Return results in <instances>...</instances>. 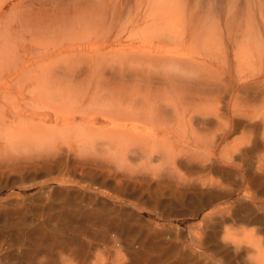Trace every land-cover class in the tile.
<instances>
[{"label":"rangeland","instance_id":"rangeland-1","mask_svg":"<svg viewBox=\"0 0 264 264\" xmlns=\"http://www.w3.org/2000/svg\"><path fill=\"white\" fill-rule=\"evenodd\" d=\"M88 1L0 0V53H13L0 64V264H264V128L258 127L264 122V0H156L148 8V0H90L95 7H109L92 15L104 17L103 34L127 26L125 46L110 44L99 54L103 63L88 62L89 73L86 52L34 64L42 75L50 71L46 79H58L45 84L53 95L45 90L49 105L40 106L33 100L39 90L31 85L40 72L11 76L6 67L18 65L12 47L27 41L28 50L57 53L67 39L56 32L58 24L84 40L93 32L79 23L90 17L85 12L73 16ZM136 16L141 22L152 20L150 26L140 22L129 29ZM174 26L179 27L174 34L183 30L182 35L177 31L153 52L203 60L204 66L184 75L179 85L158 84L157 78L174 76V71L151 75L155 80L148 84L123 81L109 69L127 61L125 55L147 51L140 40L148 33ZM132 33L137 37L126 40ZM114 55L120 61L113 63ZM72 75L79 80L68 81ZM102 75L111 85L101 92V102L94 97L99 104L90 106L87 79ZM243 80L246 88L239 87ZM204 82L215 86L202 90ZM59 93L70 100L57 104ZM87 94V103L79 107ZM115 101L123 103V112L148 101L146 110L156 115L148 118L153 140L144 138L147 143L133 131L121 138L108 130L103 115L117 116ZM57 112L67 114L56 120ZM234 112L254 115L260 123L223 139L220 133ZM165 115L180 118L181 124L158 121ZM207 117L211 120L205 125ZM65 118L72 125L64 129ZM129 118L118 113L114 119L134 125ZM90 122L91 136L84 133ZM42 129L45 136H36Z\"/></svg>","mask_w":264,"mask_h":264},{"label":"bare ground","instance_id":"bare-ground-1","mask_svg":"<svg viewBox=\"0 0 264 264\" xmlns=\"http://www.w3.org/2000/svg\"><path fill=\"white\" fill-rule=\"evenodd\" d=\"M75 1H77V0H75ZM163 1V0H162ZM92 2V1H91ZM96 2V1H95ZM98 2H101L102 3V0H98L96 3H98ZM159 2H161V0L159 1ZM168 2H171V1H168ZM184 2V1H183ZM87 3V2H86ZM93 3V2H92ZM104 3V2H103ZM149 3H152V6H150V7H153L154 5H156L157 4V1L156 0H148V3H147V8H148V4ZM99 4V3H98ZM169 4V3H168ZM172 4V3H171ZM96 6H97V4H96ZM101 6L104 8V11L105 12H107V11H109L108 9H109V7L107 6V5H102L101 4ZM100 6V7H101ZM105 6H107V9H106V7ZM158 6V5H157ZM78 7H79V5H77L76 6V4H74V8L73 9H78ZM100 7L98 6V7H95V6H93L91 3H90V0L88 1V3L86 4V7L83 9V11L82 12H78L77 10H76V12H77V14H75L73 17L74 18H76L78 15H80V14H83L84 12H85V14H88L89 15V19H87V20H85L84 22H80L79 23V26L81 27V28H83L85 31H91V32H93L92 33V35H87L86 36V38H84V40L82 39V38H80V36H78L79 38L77 39V38H74L75 36H74V32L72 31V32H67L66 31V25L64 24V26H62V25H56V27H57V31L56 32H59L61 35H62V39H63V36H64V39H65V37H67V39H66V43L64 44V45H62L60 48H59V50H58V52L57 53H53V52H50V51H46V50H41V49H37V48H30L29 50H28V48H26V46L28 45L26 42H23V43H16V44H14V46L12 47V48H15L14 50V52L16 53V56L14 57V61H15V63H18V65H16V66H7L6 68H8V67H11L10 69H9V71H10V73H11V76L12 75H19V74H24V73H31L32 71H36V72H38V70H40V69H38L36 66H34V64L36 65V63H39V62H41V61H44V60H46V59H48V58H50V57H52V58H54V56H57L58 58V61H63V60H66L67 58H69L70 56H73L74 54H77L78 52H86V54H87V58H85L86 59V64H87V67L88 66H90L89 65V63H91V64H93V65H96V64H100V63H103L104 62V58L103 57H101L99 54H101L106 48H108L109 46H110V44H118L119 45V47L120 46H125V45H122V43H123V35H124V33L125 32H127V26H126V28H119L117 31H115V33L114 34H109V33H107L106 32V34H103V31H104V29H103V31H102V26H104V25H102L103 24V22H102V20H103V16L102 15H100V14H98V16L97 17H93L92 15L95 13V15L97 14V13H99L101 10H102V7H101V9H100ZM178 8V7H177ZM106 9V10H105ZM155 9V8H154ZM167 9V8H166ZM182 9V8H181ZM164 10H165V8H164ZM174 11H175V8L173 9ZM180 10V9H179ZM75 12V13H76ZM102 12H103V10H102ZM102 12H100V13H102ZM154 12H157V11H154ZM182 12V11H181ZM161 12L159 11V14H160ZM167 13V12H166ZM171 13H173V12H171ZM157 15H158V12H157ZM176 15H178V14H176ZM176 15H174V16H176ZM165 16V15H164ZM169 16H170V13H169ZM168 16V17H169ZM171 16H172V14H171ZM173 16V17H174ZM181 16V15H180ZM172 17V18H173ZM139 17H137L136 16V18H133L131 21H130V23H128L130 26H129V29L131 28H137V27H139V24H140V22L142 21V20H140L139 21V19H138ZM142 18H143V16H142ZM159 18V17H158ZM165 18H167V17H165ZM164 18V21L166 20ZM143 19H146V17H144ZM148 19V18H147ZM178 19H180L181 20V17L180 18H178ZM63 20V19H62ZM79 21V20H78ZM151 21L152 20H150V19H148V21L146 20V21H143V22H141V24L142 23H145V24H142V25H145V27H146V22H147V25L148 26H150V23H151ZM167 21V23L165 22H163L164 24H170L171 22L170 21H168V20H166ZM158 22V21H157ZM105 23V22H104ZM156 23V22H155ZM56 24V23H55ZM60 24H62V23H60ZM127 23H126V25H128ZM178 24H179V22H178ZM161 25H162V23H161ZM170 25H172V24H170ZM173 25H175V22L173 23ZM156 26H157V24H156ZM155 26V27H156ZM176 26H177V24H176ZM80 27H78V29L80 28ZM125 27V26H124ZM155 27H154V29L152 28V30H156L155 29ZM161 28V27H160ZM172 28V29H171ZM170 29H165L166 31H163L162 29L161 30H158V31H153V32H150V33H146L147 34V36H145L144 38H142V39H144V40H140V43L142 44V42H144L143 44H145V45H143V46H147L146 47V49H147V51H142V52H134V53H132V54H130V55H125V57H126V59H127V61H122L121 63H119V64H115L113 67H109V69L110 70H114V69H116L117 71H118V75H120V79H122L123 78V81H127L128 80V78H135L134 80H135V82L136 83H142L143 81L144 82H147L148 84H149V82H153L155 79L153 78V76H154V74L156 75L157 73V75H159L160 73L159 72H168L169 73V71H170V73H171V71H174V76H171V74L169 75V76H171V77H167V76H165V77H167V78H157L156 76V78L157 79H159V81H160V83H158V84H160V85H165V84H171V85H174L173 84V82H178V85L180 84V83H182L183 82V79L185 78V76L184 75H186V77H187V74L188 73H191V72H194V70H200L201 69V67L203 66L202 65V62H203V60H202V62L200 61V60H197V59H190V60H188V59H184V58H182L181 59V57H183V56H181L180 57V59L179 58H175V57H172V56H169V54H167L166 56H162V55H159V54H155L153 51V49H155V48H162L164 45H166V44H169V42H170V40H172L173 39V37H176V36H174V35H176V33H177V31H176V33L174 34V32L175 31H173V28L175 29V28H179V27H171ZM211 28V27H210ZM209 28V29H210ZM214 28V27H213ZM87 29V30H86ZM151 29V28H150ZM208 29V30H209ZM216 29V28H215ZM74 30V29H73ZM151 30V31H152ZM169 30L170 31H172V32H169ZM77 31V30H76ZM141 31V30H140ZM159 31H161V32H159ZM185 31V30H184ZM206 31V30H205ZM110 32V31H109ZM129 32V31H128ZM202 32V31H201ZM208 32V31H207ZM131 33V32H130ZM178 33H180L181 35H182V33H183V30H180V31H178ZM47 34V33H46ZM107 34H109V35H107ZM193 34V33H192ZM192 34H191V36H192ZM212 34H213V32H212ZM45 35V34H44ZM78 35V34H77ZM137 35H138V33H132L130 36H128L127 38H126V40H130L131 38H135V37H137ZM140 35V34H139ZM142 35V34H141ZM140 35V36H141ZM144 35V34H143ZM142 35V36H143ZM217 35V34H216ZM215 35V36H216ZM74 36V37H73ZM45 37V36H44ZM33 38V37H32ZM40 38H41V36H40ZM47 38H48V36H47ZM203 38V37H202ZM205 38H207L208 39V37H205ZM44 39V38H43ZM55 39V38H54ZM76 39V40H75ZM138 39H140L139 37H138ZM34 40H38V39H34ZM178 40V39H177ZM209 40V39H208ZM44 41V40H43ZM95 41V42H94ZM133 41V40H132ZM137 41V40H136ZM135 41V42H136ZM142 41V42H141ZM190 41V40H189ZM32 42V41H31ZM30 43V42H29ZM38 43V42H37ZM127 43V42H126ZM125 43V44H126ZM138 43V42H137ZM34 44V43H33ZM32 43H31V45H33ZM182 44V43H181ZM206 44V43H205ZM35 45H36V43H35ZM38 45V44H37ZM50 45H52V44H50ZM190 45V44H189ZM42 46H45V45H42ZM113 46V45H112ZM115 47V46H114ZM206 47V46H205ZM128 48V47H127ZM10 49H11V47H10ZM9 48H8V50H10ZM122 48H118V50H116L117 52H123L122 54H124V49H122ZM142 49H144V48H142ZM192 49V48H191ZM196 49V48H195ZM194 49V50H195ZM243 49V48H242ZM197 50V49H196ZM248 50V49H247ZM27 51H28V54L27 55H25V53H27ZM191 51V50H190ZM71 52H73V54L71 53ZM192 52V51H191ZM194 52V54H195V51H193ZM198 52V51H197ZM65 53H71L70 55H68L67 57H62V55L63 54H65ZM131 53V52H130ZM169 53H170V51H169ZM199 53V52H198ZM7 53H0V64L2 63V60H3V58L4 57H7L8 58V61H10V59H11V56H12V49H11V51H10V55L8 54V55H6ZM79 54V53H78ZM81 54V53H80ZM190 54H192V53H190ZM197 54V53H196ZM243 54V53H242ZM172 55V54H171ZM175 55V54H174ZM91 56V57H90ZM76 57V56H75ZM75 57H72V58H75ZM85 57V56H84ZM179 57V56H178ZM185 57V56H184ZM71 58V59H72ZM118 58H120L119 56H117V55H114V57L112 58V60H113V63H116V62H118V61H120V60H118ZM81 59H82V57H81ZM121 59V58H120ZM72 60H74V59H72ZM68 61V60H67ZM66 61V62H67ZM69 61H70V59H69ZM68 61V62H69ZM76 61H77V59H76ZM72 62V61H71ZM89 62V63H88ZM57 63V62H56ZM64 63V62H63ZM84 63V62H83ZM128 65V67H127V65ZM247 63V62H246ZM47 64V63H46ZM71 64V63H70ZM69 64V65H70ZM73 64V63H72ZM75 64V63H74ZM86 64H84V65H86ZM205 64V63H204ZM42 65V64H41ZM40 65V66H41ZM137 65V66H136ZM47 66H50V65H47ZM75 66V65H74ZM132 66H134V67H132ZM3 67V66H2ZM0 68V69H3V68ZM37 69H36V68ZM44 67H46V66H44ZM44 67H43V70H45L44 69ZM69 67V66H68ZM70 67H72V65H70ZM69 67V68H70ZM128 69H127V68ZM204 67V66H203ZM238 67V66H237ZM42 68V67H41ZM76 68V67H75ZM82 68V67H81ZM77 69V68H76ZM94 69V68H93ZM46 70L47 71H49V69H47V67H46ZM72 73L73 72H76L75 71V69H73V68H71V69H69ZM69 70H68V72H69ZM66 71V70H65ZM86 71L89 73V67H88V69H86ZM146 72V74H145V72ZM207 71V70H206ZM40 72V71H39ZM38 72V73H39ZM43 72V71H42ZM81 72V71H80ZM83 72V71H82ZM156 72V73H155ZM177 73V75L178 76H176V73ZM201 72V71H200ZM44 74L42 75V73L40 72L39 74H38V76H35V78H33L32 79V82H31V85H33L34 86V89L35 90H39V95L40 96H35V97H33V100H35L36 101V104H38V105H43V106H48L49 104V102H48V100L50 101V99H49V97H48V94L47 93H49L50 94V96L51 95H53V92H52V90H50L51 89V87H50V89L48 90V88L46 87V83H48L47 85H50V83L51 82H53L54 81V79L53 78H55V77H51L50 76V78H52L51 79V81L49 82V79L50 78H47L46 79V77H48V76H46V74H49L50 73V71H49V73H47V72H43ZM46 73V74H45ZM60 73V72H59ZM71 73V74H72ZM88 73H85V75H87ZM166 73H164V74H166ZM68 74H70V73H68ZM70 74V75H71ZM163 74V73H162ZM162 74H160V75H162ZM164 74L162 75V76H164ZM10 75V74H9ZM58 75V74H57ZM151 75H153V76H151ZM167 75V74H166ZM15 76V77H16ZM24 76H26V75H24ZM23 76V77H24ZM75 76V75H74ZM73 75L71 76V77H69L67 80L68 81H70V80H72L73 81V79H75V78H77V77H74ZM78 76H81V74L80 75H78ZM90 76V75H89ZM64 77V76H63ZM87 77V76H86ZM94 77V76H93ZM93 77L91 76V77H89L87 80V82H88V85H86V90L89 88V89H91V91H92V89L94 90V91H89V93L91 94L92 93V95H90V94H87V96H84V97H86V98H84L83 100H80V105L81 106H79V107H82V106H84V104L85 103H87L86 102V100H87V97L89 98V95L91 96L89 99L91 100H89L88 101V104L90 105V106H94V104H99V103H94L95 101V98H96V101H99L100 99L102 100V98H103V95H104V93H103V95H101L102 93L101 92H103L104 90H105V88L106 87H108V86H110L111 84V82H109V79L110 78H108V77H104V75H102V76H100L99 77V79L100 80H95L94 81V79H93ZM64 78H67V77H64ZM73 78V79H72ZM96 78V77H95ZM117 78V77H116ZM14 79V78H13ZM56 79H57V77H56ZM86 79V78H85ZM156 79V80H157ZM230 79H232V77L230 78ZM53 80V81H52ZM77 80H79L78 78H77ZM48 81V82H47ZM56 81V80H55ZM57 82H58V79H57ZM83 82V81H82ZM156 82V81H155ZM158 82V81H157ZM247 81L245 80H243V82H241V84H239V87L240 88H246V86L247 85H245V83H246ZM197 83H200V82H197ZM207 83V82H206ZM53 84H55L54 82H53ZM22 85V84H21ZM20 85V87H22ZM58 85H59V83L58 84H56V87H58ZM127 85H130V84H127ZM200 85V87H201V89L203 88V87H210L208 90H210V89H212L211 87L212 86H215V85H213V84H211V86L209 85V84H205V82L204 83H202V84H199ZM51 86H52V84H51ZM61 86V85H60ZM65 86V85H64ZM203 86V87H202ZM219 86H221V87H224L225 88V85L222 83V84H219ZM53 87H55V86H53ZM67 87V86H66ZM88 87V88H87ZM82 88V87H81ZM153 88V87H152ZM205 90H206V88H204ZM204 89H202V90H204ZM45 90H47L48 92L46 93V95H45ZM100 90V91H99ZM207 90V91H208ZM6 91H7V93H10L11 92V89H6ZM83 91V90H82ZM81 91V92H82ZM212 91V90H211ZM60 92H61V90H60ZM213 92V91H212ZM76 93V92H75ZM201 93V92H200ZM55 94V93H54ZM64 94H66V93H64ZM84 95V94H83ZM56 96V101H57V104H59V102H62V103H65L66 101H69L70 99L69 98H67V97H65L66 95H63L62 93H59V94H57V95H55ZM55 96H53L54 98H55ZM59 96V97H58ZM67 96H68V94H67ZM69 96H73V95H69ZM82 96V95H81ZM83 97V96H82ZM95 97V98H94ZM7 98V97H6ZM10 98V97H9ZM71 98H74V97H71ZM248 98V97H247ZM58 99V100H57ZM65 99V100H64ZM234 98H232V100H233ZM73 100V99H72ZM101 100H100V102H101ZM249 100V99H248ZM119 101V100H118ZM48 102V103H47ZM148 101H146V103H143V104H141V105H139V104H137V105H128V107H129V110H127V109H125L127 112H123V111H121V109H120V106L123 104V103H121V102H116L115 101V103L117 104L115 107H113V108H116L115 109V111L117 112V116H118V113H123V114H125L126 116H127V118H132V121H131V123H133L134 125H130L129 126V124H126V123H120V122H117L114 118H117V116H110V115H108V114H106L105 116L103 115V118L104 117H106V123H108L107 125H106V127L108 128V130H110V132L111 133H114L115 135H117V136H119V137H121V138H126V135L125 134H127V133H129V132H134L133 134L135 135V136H138V138L139 137H142L143 139L145 138V139H147V140H149V139H151V138H154V135L156 134V133H154L152 130V128H150L149 127V124H148V118L150 117V118H153V116L155 115L154 113H152V116H150L149 115V112L146 110V106H147V103ZM47 103V105H45ZM113 103V102H112ZM127 102L125 101L124 102V104H126ZM101 104V103H100ZM131 104V103H130ZM107 105V104H106ZM86 106V105H85ZM175 106H176V104H175ZM87 107H85L84 109H86ZM177 108V107H176ZM81 109V108H80ZM177 110V109H176ZM66 111V110H65ZM177 112V111H176ZM216 112V111H215ZM73 113V112H72ZM75 113V112H74ZM105 112H103L102 114H104ZM235 113V112H234ZM234 113H233V115H232V117L228 120V124H226V127H224V129L221 131V135L220 136H223V139L225 138H227L228 136H230L231 134H232V132H235L236 130H239V129H243L244 127H246V128H251V129H257V125L260 123V122H257L254 118L256 117V116H252L251 114H249V113H246V114H239V115H237L236 113V115H234ZM238 113V112H237ZM58 114H60V115H62L63 114V116L65 115L66 116V114L65 113H59V112H57L56 113V116H55V118H56V120L58 119ZM178 114H181V113H178ZM183 115V114H182ZM62 116V117H63ZM164 116V115H163ZM163 116H161L160 117V120L158 119V121H167L168 119L169 120H174L175 122H179V119L180 118H178V119H176L177 117V115H175V117L176 118H171L169 115H165V117H163ZM214 119H216L217 121H218V123L220 122V124L221 123H223V121H222V115H220L219 113H215L214 115ZM25 117V116H24ZM155 118H156V115L154 116ZM183 117L185 118V116L183 115ZM25 118H27V116L25 117ZM129 118V119H130ZM154 119V118H153ZM181 119H182V117H181ZM138 120H141V121H144V120H146L147 121V123H143V122H141V123H143L144 125H141V123H139L138 122ZM155 120V119H154ZM210 118H203V120H202V123L203 124H205V125H207L209 122H210ZM127 121H130V120H127ZM169 122V121H168ZM227 122V121H226ZM58 123V122H57ZM180 123V122H179ZM263 124H259V128H261V126H263V128H264V122H262ZM3 124V123H2ZM56 124V123H55ZM62 125V127H64V129H65V127H69V126H71L72 124L70 123V121H68L66 118L64 119V123H61ZM74 124V123H73ZM181 124V123H180ZM7 125V124H6ZM179 125V124H178ZM224 125V124H223ZM8 126L9 127H6V130H5V132L6 131H8L9 129H10V125L8 124ZM88 126V129L87 130H85L84 131V133H86V134H89L90 136H91V131H93V130H95L94 129V124H92L91 122H90V125H87ZM55 127H57V126H55ZM25 128V127H24ZM44 128V127H43ZM52 128H53V126H52ZM259 128H258V130H259ZM45 129V128H44ZM44 129H42L41 131H40V133L41 134H39V135H36V134H34V133H23V134H25V135H36V136H45V133L47 132V131H45ZM56 129V128H55ZM26 132H29L30 131V128L28 127V128H25L24 129ZM47 130H48V128H47ZM54 130V129H53ZM57 130V129H56ZM56 130H55V132H56ZM107 130V131H108ZM96 132V131H95ZM49 133H51L52 134V132H49ZM93 133H94V131H93ZM107 133H109V132H107ZM106 133V135L105 136H108V134ZM102 134V133H101ZM49 135V134H48ZM128 135V134H127ZM168 135V134H167ZM164 136V135H163ZM219 136V137H220ZM137 138V139H138ZM156 138H158V137H156ZM155 138V139H156ZM128 139V138H127ZM144 139V141H146L147 142V140H145ZM220 139H221V137H220ZM151 140H153V139H151ZM149 142V141H148ZM147 142V143H148ZM263 146H264V144H263ZM264 148V147H263ZM235 151V150H234Z\"/></svg>","mask_w":264,"mask_h":264}]
</instances>
